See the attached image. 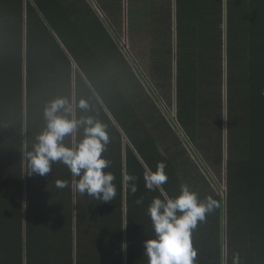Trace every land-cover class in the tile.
Segmentation results:
<instances>
[{"label": "trees", "instance_id": "trees-1", "mask_svg": "<svg viewBox=\"0 0 264 264\" xmlns=\"http://www.w3.org/2000/svg\"><path fill=\"white\" fill-rule=\"evenodd\" d=\"M46 1L0 0V264H147L159 193L144 172L161 161L168 195L187 184L216 201L192 230L195 264H264V0H130L126 22L123 0H78L94 38L68 25L75 0ZM58 98L106 125L111 202L57 188L74 180L59 162L26 173Z\"/></svg>", "mask_w": 264, "mask_h": 264}, {"label": "clouds", "instance_id": "clouds-1", "mask_svg": "<svg viewBox=\"0 0 264 264\" xmlns=\"http://www.w3.org/2000/svg\"><path fill=\"white\" fill-rule=\"evenodd\" d=\"M81 109H88L86 101L79 103ZM46 127L36 136L32 150L22 151L27 161L26 173L31 176H46L52 172V165L63 164L74 177L68 181H56L57 188L74 187L80 195L87 194L102 202H111L116 196L113 184L114 174L105 172L111 161L102 154L109 144L106 125L91 116L75 117L68 100L58 98L51 101L44 110ZM83 128L82 138L65 143V138ZM166 164L158 162L156 170L145 169L144 181L148 191L158 192L147 207L151 220L150 239L144 241L143 257L147 264H195L196 250L192 246V230L205 214L214 210L216 201L208 196L201 201L198 194L187 184L180 186L178 195L170 196L163 185L167 183ZM137 177L127 175L131 191H137ZM138 200L137 203H142Z\"/></svg>", "mask_w": 264, "mask_h": 264}, {"label": "crops", "instance_id": "crops-1", "mask_svg": "<svg viewBox=\"0 0 264 264\" xmlns=\"http://www.w3.org/2000/svg\"><path fill=\"white\" fill-rule=\"evenodd\" d=\"M42 1H44V0H42ZM46 1V0H45ZM85 2H86V4H87V6L89 7V4H88V2L86 1V0H84ZM89 2H91V0H88ZM47 2V1H46ZM80 2V1H79ZM78 4V0H75V6L76 7H81V9L79 10V12H78V14L77 15H75V16H73V17H71L72 18V20L70 19V22H68V25H72V21H73V23H74V21H75V23H74V26H75V30L77 31V33H79L82 37H84V35H85V31L88 33V37H89V34L90 35H92L93 33H98V32H100L101 34H103V32L101 31V29L100 28H95V25L96 24H98L96 21H95V19H94V15H92L91 13H89L88 11H86V9H84L82 6H78L77 5ZM92 4H93V6L95 5V3H94V0H92ZM74 6V7H75ZM74 7H72V9L74 8ZM75 7V8H76ZM90 8V7H89ZM88 9V8H87ZM234 10H236V8H234ZM45 19H46V17H45ZM101 22V24H103V25H106V23L104 22V20H101L100 21ZM92 25V26H94V28H88V26L89 25ZM51 33H54V30H52L51 31ZM104 35V34H103ZM92 38H94V36L92 35ZM89 46H91L92 47V50H94L95 49V47H94V45L92 44V43H88V45H87V48H86V50H88L89 49ZM93 53H90V55H92ZM94 58V57H93ZM143 97V96H142ZM149 98V97H148ZM213 100V99H212ZM143 101V99H139L138 100V102L140 103V102H142ZM148 101L150 102V100L148 99ZM149 104V103H148ZM156 104H158L159 105V108L158 109H162V102L161 101H159V102H156ZM146 107V106H145ZM157 112H158V110H157ZM159 112H161V110H159ZM166 113V112H165ZM75 235H76V232H75ZM77 237V236H76ZM98 253L96 252L95 253V257L96 258H98V255H97ZM40 259V258H39ZM196 260V259H195ZM90 263V262H89ZM232 264H243L242 263V260H238V259H236L235 261H233L232 260Z\"/></svg>", "mask_w": 264, "mask_h": 264}, {"label": "rangeland", "instance_id": "rangeland-1", "mask_svg": "<svg viewBox=\"0 0 264 264\" xmlns=\"http://www.w3.org/2000/svg\"><path fill=\"white\" fill-rule=\"evenodd\" d=\"M91 3H92V0H91ZM122 4H123V18H124L123 20H124V22H126L127 19H128V16H129V11H131V9H130L131 2H130V0H123ZM128 9H129V11H128ZM141 22L143 24H147V23L150 24L152 22V19H148V20L141 19ZM152 29L155 31L154 28H152ZM122 41H123V44H125L128 47V40H127V36L126 35L125 36H122ZM127 50L129 52V54H131V56L133 57L131 48H127ZM174 96H175V93L173 91V97ZM170 116L172 118L174 117V111L173 110L170 111ZM221 188H222V190H224L223 185H221Z\"/></svg>", "mask_w": 264, "mask_h": 264}]
</instances>
